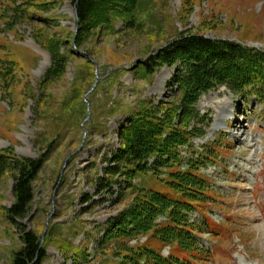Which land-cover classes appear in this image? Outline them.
Here are the masks:
<instances>
[{"label": "rangeland", "instance_id": "rangeland-1", "mask_svg": "<svg viewBox=\"0 0 264 264\" xmlns=\"http://www.w3.org/2000/svg\"><path fill=\"white\" fill-rule=\"evenodd\" d=\"M131 19L113 15L79 45L75 0H0V153L43 162L28 211L14 223L8 210L19 173H0V264H15L26 233L40 240L31 264H122L136 240L107 237L112 219L139 188L173 193L167 170L133 178L105 171L129 116L155 108L179 126V93L169 86L179 64L150 59L191 35L264 51V0H140ZM53 56L65 69L46 79ZM193 109L202 123L192 119L188 130L200 128L205 139L191 143L201 150L207 141L222 163L201 170L214 179L216 200L206 214L220 222L212 225L222 238L214 239L211 257L196 258L264 264V102L218 87Z\"/></svg>", "mask_w": 264, "mask_h": 264}, {"label": "trees", "instance_id": "trees-1", "mask_svg": "<svg viewBox=\"0 0 264 264\" xmlns=\"http://www.w3.org/2000/svg\"><path fill=\"white\" fill-rule=\"evenodd\" d=\"M139 1L79 0L80 28L76 43L80 45L83 33L109 25L113 15L131 19ZM132 22L129 21V25ZM150 60L153 64H179L169 84L174 85L179 93V126L173 127L167 119L158 118L155 108L129 116L117 132L120 147L110 158L105 171L111 177L123 174L133 178L150 171L157 176L167 170L166 183L173 193L139 188L140 194L132 205L112 219L106 236L133 240L148 235L150 243L158 244V248L151 244L130 247V255L124 257L122 264H192L193 260H200L196 258L199 254L204 255L194 235L207 226L190 224L186 213L215 199L210 179L199 172L201 166L212 161L213 151L209 149L207 155L203 154L191 143V138L205 135L195 126L188 130V122L192 119L202 123L193 105L202 94L220 86L227 87L237 96L254 95L264 102V52L235 41L191 35L171 43ZM64 69V59L53 56L45 78H58ZM184 150L189 154L185 160L182 156ZM10 159L0 153V173L11 167L19 173L14 186L16 202L8 210L9 219L14 223L15 218L24 217L28 211L33 200L32 183L43 162L28 158ZM184 162L188 166L185 171L181 170ZM123 165L129 169L121 173ZM160 216L167 220L158 222ZM24 241L26 247L17 253L15 264H31L37 257L39 238L26 233ZM167 245L175 248L170 258L161 255Z\"/></svg>", "mask_w": 264, "mask_h": 264}, {"label": "water", "instance_id": "water-1", "mask_svg": "<svg viewBox=\"0 0 264 264\" xmlns=\"http://www.w3.org/2000/svg\"><path fill=\"white\" fill-rule=\"evenodd\" d=\"M78 3H79V0H76L75 1V14H76V16H77V12H78V9H77ZM77 25H78V28H79V24H77Z\"/></svg>", "mask_w": 264, "mask_h": 264}]
</instances>
